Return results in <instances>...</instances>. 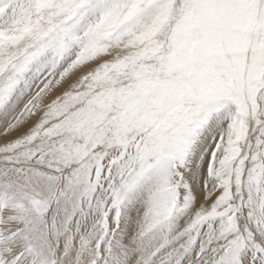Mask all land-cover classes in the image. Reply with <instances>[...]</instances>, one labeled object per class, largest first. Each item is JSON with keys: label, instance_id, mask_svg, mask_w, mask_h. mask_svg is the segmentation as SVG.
Masks as SVG:
<instances>
[{"label": "snow or ice", "instance_id": "6c2138e0", "mask_svg": "<svg viewBox=\"0 0 264 264\" xmlns=\"http://www.w3.org/2000/svg\"><path fill=\"white\" fill-rule=\"evenodd\" d=\"M0 264H264V0H0Z\"/></svg>", "mask_w": 264, "mask_h": 264}]
</instances>
